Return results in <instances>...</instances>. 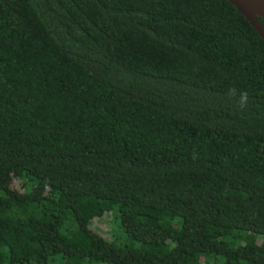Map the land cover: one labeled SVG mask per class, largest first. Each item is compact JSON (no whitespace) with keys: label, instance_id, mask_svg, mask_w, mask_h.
I'll list each match as a JSON object with an SVG mask.
<instances>
[{"label":"trees","instance_id":"16d2710c","mask_svg":"<svg viewBox=\"0 0 264 264\" xmlns=\"http://www.w3.org/2000/svg\"><path fill=\"white\" fill-rule=\"evenodd\" d=\"M0 264H264V40L231 3L0 0Z\"/></svg>","mask_w":264,"mask_h":264},{"label":"water","instance_id":"95a60500","mask_svg":"<svg viewBox=\"0 0 264 264\" xmlns=\"http://www.w3.org/2000/svg\"><path fill=\"white\" fill-rule=\"evenodd\" d=\"M239 13H241L255 28L260 37L264 40V0H227Z\"/></svg>","mask_w":264,"mask_h":264},{"label":"rangeland","instance_id":"374dc122","mask_svg":"<svg viewBox=\"0 0 264 264\" xmlns=\"http://www.w3.org/2000/svg\"><path fill=\"white\" fill-rule=\"evenodd\" d=\"M110 230L111 226L107 224V222H98L95 227L94 231L100 234L103 238L109 239L110 238Z\"/></svg>","mask_w":264,"mask_h":264},{"label":"clouds","instance_id":"9594fccd","mask_svg":"<svg viewBox=\"0 0 264 264\" xmlns=\"http://www.w3.org/2000/svg\"><path fill=\"white\" fill-rule=\"evenodd\" d=\"M237 92L236 89H231L230 93L235 95ZM247 99H248V94L246 92H241L240 93V102H239V106L241 108H245L247 106Z\"/></svg>","mask_w":264,"mask_h":264}]
</instances>
